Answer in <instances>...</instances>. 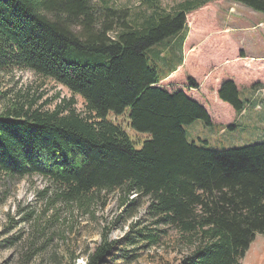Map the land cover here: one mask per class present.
Returning <instances> with one entry per match:
<instances>
[{"label": "trees", "instance_id": "16d2710c", "mask_svg": "<svg viewBox=\"0 0 264 264\" xmlns=\"http://www.w3.org/2000/svg\"><path fill=\"white\" fill-rule=\"evenodd\" d=\"M216 1L184 0L166 12L160 0H142L146 11L135 15L112 0H0V72L53 80L86 111L1 113L0 178L40 176L71 202L103 192L120 193L124 205L148 197L153 224L192 242L183 264H241L264 237V143L213 150L189 142L185 126H212L209 113L184 91L159 87L182 64L188 14ZM228 1L264 14V0ZM219 99L237 113L247 105L233 81ZM126 111L135 140L109 119Z\"/></svg>", "mask_w": 264, "mask_h": 264}, {"label": "rangeland", "instance_id": "374dc122", "mask_svg": "<svg viewBox=\"0 0 264 264\" xmlns=\"http://www.w3.org/2000/svg\"><path fill=\"white\" fill-rule=\"evenodd\" d=\"M183 1L160 0V5L170 12ZM111 4L135 15L146 11L142 0ZM187 26L179 54L182 64L159 87L184 91L191 99L202 97L210 109L212 126L202 120L186 125L188 141L213 150L264 143V14L222 0L188 14ZM226 81L236 84L245 104L256 103L255 113L237 115L220 105L219 90ZM15 106L86 115L83 99L53 80L30 71L0 72V114ZM128 112L111 114L109 119L135 140ZM230 125L235 128L229 129ZM125 200L118 192H103L71 202L40 176L15 183L0 178V264H183L192 242L174 228L153 224L147 216L148 197L131 195L124 205ZM148 233L157 234L159 242L151 245L140 236ZM108 246L97 262V255ZM241 264H264L262 235L256 236Z\"/></svg>", "mask_w": 264, "mask_h": 264}, {"label": "crops", "instance_id": "0c3cea01", "mask_svg": "<svg viewBox=\"0 0 264 264\" xmlns=\"http://www.w3.org/2000/svg\"><path fill=\"white\" fill-rule=\"evenodd\" d=\"M218 92V91H217ZM193 99L195 100V101H197L200 105H202L208 112H209V114H210V116H211V112H210V109L208 108V106L206 105V103L204 102V100L202 99V97H193ZM221 104H224V105H226V106H228L229 108H231V109H233L229 104H227V103H224V102H221L220 103V105ZM255 105H256V103L254 102V101H251V102H249L247 105H246V107H245V109L241 112V113H239V114H237V115H242L243 113H247V110H250V111H252L253 113H255V111H254V108H255ZM222 109H224V110H226V108H222ZM234 110V109H233ZM236 112V111H235ZM212 118V117H211ZM213 123V122H212Z\"/></svg>", "mask_w": 264, "mask_h": 264}]
</instances>
